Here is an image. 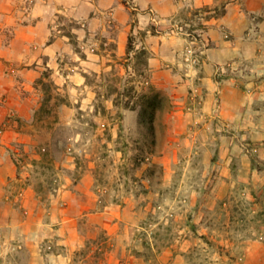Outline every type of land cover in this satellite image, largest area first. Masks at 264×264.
I'll return each instance as SVG.
<instances>
[{
    "label": "rangeland",
    "instance_id": "374dc122",
    "mask_svg": "<svg viewBox=\"0 0 264 264\" xmlns=\"http://www.w3.org/2000/svg\"><path fill=\"white\" fill-rule=\"evenodd\" d=\"M176 2L152 21L137 0L51 1L70 40L58 72L38 69L27 116L0 118L36 193L0 213V264H264V0ZM79 3L93 42L65 9ZM154 92L151 139L138 109Z\"/></svg>",
    "mask_w": 264,
    "mask_h": 264
},
{
    "label": "crops",
    "instance_id": "0c3cea01",
    "mask_svg": "<svg viewBox=\"0 0 264 264\" xmlns=\"http://www.w3.org/2000/svg\"><path fill=\"white\" fill-rule=\"evenodd\" d=\"M20 1L23 0H0V118L10 113L27 116L33 107L36 108L30 94L33 89L31 83L39 75L38 69L48 66L58 72L56 68L62 60L60 42H70L65 35H58L53 29L51 16L61 10L53 9L52 0H30L32 4L29 7L21 6ZM16 2H19L18 6L14 7L12 3ZM137 3L149 8L152 21L174 14L178 7L176 0H137ZM65 9L73 18L85 20L82 27L75 30L79 33L77 42H93L90 36L95 33L91 26L96 18L95 10L86 9L83 3ZM11 30L12 37L6 34ZM160 39L164 42L163 37ZM211 50L208 49L209 53ZM88 60L89 55L82 62L87 63ZM66 74L75 85L84 84L81 70L71 69ZM22 87L26 92L21 91ZM11 127L9 125L0 135V213L6 216V221L11 212L4 207H8L12 199H19L23 206L36 201L35 189L25 176L23 180L12 159L10 151L17 145L15 141L24 140L23 134ZM19 180L22 182L15 184L14 181Z\"/></svg>",
    "mask_w": 264,
    "mask_h": 264
},
{
    "label": "trees",
    "instance_id": "16d2710c",
    "mask_svg": "<svg viewBox=\"0 0 264 264\" xmlns=\"http://www.w3.org/2000/svg\"><path fill=\"white\" fill-rule=\"evenodd\" d=\"M131 34L128 36V42L126 43V53L128 54L132 49ZM85 76V75H84ZM113 93L117 95L112 99L114 105L120 104L123 101V108L135 110L133 105H130L129 100H122L123 93L117 92L116 88L108 87V91L103 93L102 96L110 98ZM142 97V96H141ZM143 103L139 105L138 109V122L146 126L151 139L153 138V120L157 112L162 109V96L158 92H154L150 97H144ZM122 112L119 114L121 115ZM152 141V140H151Z\"/></svg>",
    "mask_w": 264,
    "mask_h": 264
},
{
    "label": "built area",
    "instance_id": "2783aa9c",
    "mask_svg": "<svg viewBox=\"0 0 264 264\" xmlns=\"http://www.w3.org/2000/svg\"><path fill=\"white\" fill-rule=\"evenodd\" d=\"M4 126V125H3ZM3 126L0 128V135L2 134L3 132Z\"/></svg>",
    "mask_w": 264,
    "mask_h": 264
}]
</instances>
